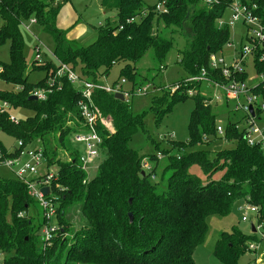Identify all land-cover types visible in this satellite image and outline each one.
<instances>
[{
	"label": "trees",
	"instance_id": "1",
	"mask_svg": "<svg viewBox=\"0 0 264 264\" xmlns=\"http://www.w3.org/2000/svg\"><path fill=\"white\" fill-rule=\"evenodd\" d=\"M242 1L264 22V0ZM158 3L165 6L164 13L156 11ZM158 3L148 7L142 16L143 0H99L106 15L116 12L117 24L107 21L98 40L84 47L67 38L69 30L59 28L63 4L56 5L55 0H0V46L6 41L11 44V61L1 64L4 67L1 79L6 85L0 96L13 107L34 110L29 119L15 124L8 120V114L0 115V129L21 141V149L30 147L25 144L28 140L39 139L46 168L52 165L58 168L57 179L52 183L58 197V224L66 221L61 206L74 199L84 200L81 215L86 221L72 238H65L68 227L62 226L63 231L53 238L50 246H44L41 240L44 216L37 224L28 213L33 205H39L38 201L18 178L0 177V254L4 255L1 264H196L194 251L206 236L209 216L224 217L237 200L247 198L255 205H263L264 216V155L259 148L248 146L243 132L235 129L240 115L229 104L218 107L207 104L209 97L202 95L203 85L188 84L200 91L194 96H188L183 88L169 99L166 93H161L152 100L149 111L156 117V125L176 102L189 98L196 102L189 124L190 144L182 146L174 141V146L165 152L172 172L165 180L166 188L160 190L159 182L151 181L157 165L144 172L142 163L146 157L131 146L136 132L147 133V112L133 114L130 102H120L112 93L94 92L93 103L105 118L112 120L114 132L101 134L103 160L96 176L83 183L87 175L80 167L81 153L70 140L81 124L76 108L78 90L66 78H56L50 89L47 82L58 66L53 60L34 62L33 69L46 71L48 77L38 85L28 83L21 24L31 18L37 20V29L54 42L57 60L84 80L99 82L103 76H109L113 65L122 63L121 79L130 83L132 88L128 89L134 92L141 87L130 78L133 69L149 50L153 51L154 60L162 63L172 45V41L160 35V23L162 28L175 30L189 24L190 38L179 60L187 76H197L206 68L214 81L222 79L208 68V61L230 42L229 27L219 26L230 0H219L210 7L203 5L202 0H158ZM136 18L131 24L126 22ZM35 89L52 92L45 101H32L30 95ZM252 93L264 102V81ZM215 108H227V114L231 113L230 120L234 121L226 120L225 139L236 143L234 149H203L207 143L221 140L216 131ZM0 146L5 156H14ZM61 146L70 150L71 161L61 162ZM156 157L151 155L150 161L156 163ZM193 165L199 166L208 177L206 183L190 173ZM220 170H226L223 180H213ZM164 176L163 171L159 181L163 182ZM55 184L67 190L63 193ZM8 213L11 221L6 217ZM129 213L133 214L132 222ZM252 240L253 236L248 237L236 228L231 233H221L214 256L223 264H238Z\"/></svg>",
	"mask_w": 264,
	"mask_h": 264
},
{
	"label": "rangeland",
	"instance_id": "2",
	"mask_svg": "<svg viewBox=\"0 0 264 264\" xmlns=\"http://www.w3.org/2000/svg\"><path fill=\"white\" fill-rule=\"evenodd\" d=\"M65 1H67L65 3ZM248 1V0H246ZM56 5H61L62 10L60 13V25L66 27L69 32H71V37L74 40H77L81 46L88 47L92 45V43L96 42L99 36V32L101 27L106 29L108 25L107 21L112 23V25L117 24V15L116 12L112 11L104 14L102 9L99 6V0H55ZM65 3V4H64ZM158 3V0H143V9L146 10L148 7H153ZM223 20L227 23L230 22V14L227 12ZM156 21V18L154 22ZM156 23V22H155ZM111 25V26H112ZM160 35L169 41H172V45L169 51H167V57L162 62L159 63L157 60H154V54L152 50H149L146 55L140 60V62L136 65L135 69H133L131 73L132 79L137 81L141 87L137 90L147 87L148 92H143L141 94H135L134 96L129 98V102L132 105L133 114H142V112H147L146 115V130L147 133L136 132L134 139L131 143L132 148L139 152V155L146 157L143 160L142 167L144 172H150L152 168L157 165L158 169L156 171L155 177H151V181L154 183H158L160 190H163L167 186L166 178L171 174L172 170L168 165V157L165 152L169 151V148L174 146V141L182 146H187L190 144L191 133L189 132V124L191 120V113L196 108L195 100L189 98L182 101H178L173 105V108L163 116L160 123L156 125V117H154L153 113L150 112V107L153 103V98L161 93H166L167 98L172 97L175 92L183 90L189 91L193 89V96L197 95L200 91L193 87L192 85H188L186 80L188 77L186 73L180 68L179 60L181 56V52L185 49L188 38L190 35V26L189 24L185 25L184 29H176L174 27L171 28H162V24L160 23ZM33 32L37 37V40L24 28H22V39L24 42V51L23 56L25 57L26 62V73L28 75V83L31 85H38L46 80L48 77V73L44 70H35L33 69V63L35 61V47L39 46L41 48V57L43 60H50L52 57L47 52L50 50L53 53L54 50V42L47 34H42L37 27H33ZM242 27L240 24H235L229 28V36L230 43L234 44V50L239 48V44L241 41V32ZM10 42L6 41V43L0 46V64H9L11 61L10 58ZM45 47L48 48L45 49ZM227 54L228 51H225ZM161 66V67H160ZM123 67L122 63L115 64L109 70V76L100 78V82H102L106 87H112L115 83L119 82L122 78L121 69ZM249 76L252 77L249 80L250 85H257L261 80L260 78H254V70L250 69L248 72ZM127 88H132L130 83L127 81L125 84ZM190 88V89H189ZM204 91V90H203ZM203 96L208 98V90L202 93ZM234 105L231 104L230 108ZM215 113L217 115V123L216 125H224L226 124L227 119H231V116L227 114L228 109L224 108H215ZM7 114L13 118H16L18 121H26L31 116L34 115V110L28 107H12L7 111ZM230 117V118H229ZM71 140V139H70ZM212 140V138L210 139ZM0 144L8 153H11L18 144V140L5 131L0 129ZM26 145L30 146L28 148H36L40 145L39 139H31L28 140ZM208 146V147H207ZM236 143L234 141L225 142L224 140H214L213 143L209 142L203 146V149H210L212 151L215 150H227L234 149ZM74 149L80 151L82 153V146L75 145ZM67 150L66 147H59V156L62 163L71 161V154ZM175 152H173L174 154ZM172 154V153H171ZM157 156V162H151L150 156ZM103 157L101 156L97 161L96 165L101 163ZM50 173L54 174V178L57 179V171L58 168L54 165L48 168ZM98 168L91 169L86 175V183L93 179L96 176ZM165 172L163 182L159 181L160 177ZM40 173H46L47 169L42 165L39 167ZM190 173L195 175L198 180L202 181V183H206L209 179L205 176L202 169L197 166H191ZM226 174V170H220L215 175H213L212 179L216 181H222ZM0 177L11 178L14 179L15 176L13 172L6 168L0 161ZM40 179L37 177H33L32 181L38 183ZM63 193L67 190V187H62ZM32 193V192H31ZM53 195L51 197H56V194L52 192ZM58 198V197H56ZM55 198V199H56ZM84 200L74 199L67 201V204L61 206L64 211V215L66 221H63L61 225L58 224L57 213L56 218L53 217L51 220L52 227H58L59 231H63V227L65 226L68 231H66L65 238H72L80 232V229L86 224V221L83 219L81 215V208ZM241 201V200H240ZM240 201H236L231 209L232 211L224 215V217H220L217 215H211L207 219V227L208 231L203 242L195 248L194 251V259L196 264H223L219 259L214 256V248L216 245V241L219 239L221 233H231L234 228L238 229L239 232L244 235L250 237V226L247 223L241 221L242 213L238 210V206ZM58 203L55 206L58 208ZM262 204H260L261 206ZM263 206V205H262ZM261 206V208H262ZM60 207V206H59ZM29 215L35 218V222L38 224L43 219L42 209L39 208V205L35 204L29 209ZM8 220L11 221L12 217L10 213L7 214ZM256 233V232H255ZM254 234V233H253ZM252 237V236H251ZM255 240L262 241L261 245L257 252H247L242 255L238 264H264V237H255ZM252 240V241H255ZM259 241V242H260ZM83 248V246H82ZM4 255L0 254V264L3 261ZM259 261L258 263L256 262ZM63 261V260H62Z\"/></svg>",
	"mask_w": 264,
	"mask_h": 264
},
{
	"label": "built area",
	"instance_id": "3",
	"mask_svg": "<svg viewBox=\"0 0 264 264\" xmlns=\"http://www.w3.org/2000/svg\"><path fill=\"white\" fill-rule=\"evenodd\" d=\"M219 0H202V4L208 7L218 4ZM230 6L227 11L230 14V22L227 23L221 19L219 26L231 27L235 24H240L242 27L241 41L239 48L234 50V44L230 42L220 50L218 54L210 56L208 61V68L217 72L222 79H217L210 76L209 71L204 68L197 76L188 77L187 84L197 83L203 85L204 89L208 90L209 100L207 104L214 106H221L225 103L234 106L232 110L238 113L239 120L235 125L236 130L243 132V138L247 145L250 147L259 148L264 155V102L252 93L253 88L256 85H250L249 80L252 78L249 76V70H254V78L258 77L261 81H264V72H261V68L264 67V22L260 19L242 0H230ZM156 11L164 13L165 6L163 3L156 5ZM147 10L142 13V16L146 15ZM139 19V18H138ZM136 19H130L126 22L131 24ZM21 26L30 32L37 40L33 27H37V20L31 18L28 22H24ZM2 27V20L0 18V28ZM123 30V26L119 27V31ZM45 49L48 50L47 47ZM228 51L227 54H225ZM52 57L50 60L56 62L57 70L54 75H50L47 85L51 88L54 87V80L56 78H66L73 86L77 84V90L79 99L77 101V111L81 119V124L78 126L77 131L72 134V144L82 146V153L80 155V167L87 174L91 169L99 168L96 165V161L102 156L101 145L103 142L102 133L114 132V124L111 119L105 118L95 103H93V94L95 91H104L112 94H122L124 102H129V98L135 94H141L148 92L147 87L139 90H132L125 87L127 83L126 79H121L115 83L112 87H106L102 82L89 81L82 79L77 72L72 70L68 65L60 63L54 54L47 51ZM41 48L35 47V61L37 64L44 63L45 61L40 55ZM261 67H260V66ZM4 72V67L0 64V91L3 89L5 82L1 79V75ZM244 77V79H240ZM103 78V77H102ZM261 81L259 83H261ZM258 83V84H259ZM257 84V85H258ZM193 89L187 91L188 96H193ZM52 92L49 89H35L31 92L30 96H35L37 100L45 101L47 94ZM11 106L5 99L0 96V115L7 114ZM8 120L12 123H18L16 118L8 115ZM225 126L217 125L216 131L221 140L225 139ZM21 141L18 142L16 148L8 153L14 155L7 157L2 153L0 146V161L8 169H10L15 178L22 181L28 188L31 197L38 201L40 207L43 210L44 226L41 230V240L44 246H50L53 238L58 235V227L51 226V220L56 218L57 198L51 197L53 195V182L56 180L54 174L50 173L45 165V156L41 148H23ZM44 166L47 169L46 173H40L39 167ZM32 177H37L38 183L32 181ZM86 181H83L85 183ZM57 190L62 191L58 184H55ZM43 188L49 189V195L45 196L41 193ZM32 192V193H31ZM238 210L241 211V221L255 227L256 233H252L251 236L264 237V216L260 205H255L250 198L242 199L238 206ZM251 227V226H250ZM251 241L248 251L257 252L262 241ZM258 263L259 261L256 260Z\"/></svg>",
	"mask_w": 264,
	"mask_h": 264
},
{
	"label": "water",
	"instance_id": "4",
	"mask_svg": "<svg viewBox=\"0 0 264 264\" xmlns=\"http://www.w3.org/2000/svg\"><path fill=\"white\" fill-rule=\"evenodd\" d=\"M74 88H77V84H74ZM114 98L120 102H124V97L122 94H115L114 95ZM30 100L32 101H37V98L35 96H30ZM142 176H144V172L142 173ZM41 193L44 194L45 196H48L49 195V189L48 188H43L41 190ZM129 217H130V221L132 222L133 221V214L132 213H129ZM251 226V232L252 233H255V227L253 225H250Z\"/></svg>",
	"mask_w": 264,
	"mask_h": 264
},
{
	"label": "crops",
	"instance_id": "5",
	"mask_svg": "<svg viewBox=\"0 0 264 264\" xmlns=\"http://www.w3.org/2000/svg\"><path fill=\"white\" fill-rule=\"evenodd\" d=\"M102 9V8H101ZM103 11V10H102ZM105 14V13H104ZM106 15V14H105ZM60 15H59V19H58V25H59V28H61V29H64V30H66L67 28L66 27H63L62 25H60ZM69 30V29H68ZM28 33V32H27ZM30 33V32H29ZM31 34V33H30ZM32 35V34H31ZM33 36V35H32ZM34 37V36H33ZM67 38L69 39V40H74V38H72L71 37V32H68V35H67ZM74 41H76V40H74ZM33 178V177H32ZM31 178V179H32ZM251 228V227H250Z\"/></svg>",
	"mask_w": 264,
	"mask_h": 264
},
{
	"label": "bare ground",
	"instance_id": "6",
	"mask_svg": "<svg viewBox=\"0 0 264 264\" xmlns=\"http://www.w3.org/2000/svg\"><path fill=\"white\" fill-rule=\"evenodd\" d=\"M189 89H190V88H189ZM226 109H227V108H226ZM231 112H232V111H231ZM229 114H231V113H229ZM229 118H230V117H229ZM231 118H232V117H231ZM228 120H229V121H232L233 119H232V120L228 119ZM229 121H228V122H229ZM233 121H234V120H233ZM231 123H232V122H231ZM235 124H236V123H235ZM227 126H228V124H227ZM229 126H230V125H229Z\"/></svg>",
	"mask_w": 264,
	"mask_h": 264
}]
</instances>
